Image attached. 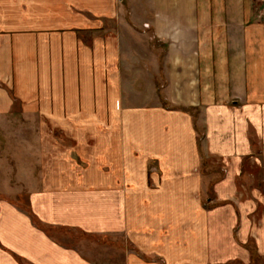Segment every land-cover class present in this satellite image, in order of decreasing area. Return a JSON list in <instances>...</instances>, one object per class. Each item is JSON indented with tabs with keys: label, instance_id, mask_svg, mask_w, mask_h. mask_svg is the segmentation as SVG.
<instances>
[{
	"label": "crops",
	"instance_id": "obj_1",
	"mask_svg": "<svg viewBox=\"0 0 264 264\" xmlns=\"http://www.w3.org/2000/svg\"><path fill=\"white\" fill-rule=\"evenodd\" d=\"M262 1L0 0V125L66 144L39 220L119 238L123 264L264 261ZM81 252L0 201V264H99Z\"/></svg>",
	"mask_w": 264,
	"mask_h": 264
},
{
	"label": "rangeland",
	"instance_id": "obj_2",
	"mask_svg": "<svg viewBox=\"0 0 264 264\" xmlns=\"http://www.w3.org/2000/svg\"><path fill=\"white\" fill-rule=\"evenodd\" d=\"M262 2L264 12V0ZM10 123L0 125V201H8L27 212L35 225L59 245L78 249L99 264H123V253L119 254L117 250L126 249V245L119 238L115 241L112 235L45 225L39 220L31 207V197L42 190L55 146L66 145L61 137L63 132L45 126L40 119L33 117ZM250 246L254 247L252 242ZM258 263L264 264V261L261 259Z\"/></svg>",
	"mask_w": 264,
	"mask_h": 264
},
{
	"label": "built area",
	"instance_id": "obj_3",
	"mask_svg": "<svg viewBox=\"0 0 264 264\" xmlns=\"http://www.w3.org/2000/svg\"><path fill=\"white\" fill-rule=\"evenodd\" d=\"M263 13V18H264V12H262Z\"/></svg>",
	"mask_w": 264,
	"mask_h": 264
},
{
	"label": "water",
	"instance_id": "obj_4",
	"mask_svg": "<svg viewBox=\"0 0 264 264\" xmlns=\"http://www.w3.org/2000/svg\"><path fill=\"white\" fill-rule=\"evenodd\" d=\"M122 1V0H121Z\"/></svg>",
	"mask_w": 264,
	"mask_h": 264
}]
</instances>
